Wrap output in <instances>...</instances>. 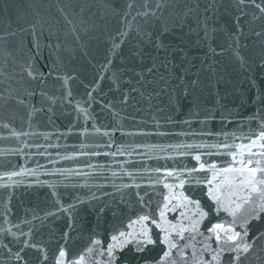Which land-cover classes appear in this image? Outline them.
Listing matches in <instances>:
<instances>
[{
    "label": "water",
    "instance_id": "water-1",
    "mask_svg": "<svg viewBox=\"0 0 264 264\" xmlns=\"http://www.w3.org/2000/svg\"><path fill=\"white\" fill-rule=\"evenodd\" d=\"M0 264H264V0H0Z\"/></svg>",
    "mask_w": 264,
    "mask_h": 264
},
{
    "label": "snow or ice",
    "instance_id": "snow-or-ice-1",
    "mask_svg": "<svg viewBox=\"0 0 264 264\" xmlns=\"http://www.w3.org/2000/svg\"><path fill=\"white\" fill-rule=\"evenodd\" d=\"M217 227H221V226L218 225ZM213 231H214V230H213ZM238 236H239V233H237L235 236L230 237L229 239L235 241V240L237 239ZM238 247H239V246H238ZM243 251H245V252L248 251V246H247V245L244 246ZM63 255H64V253L61 252V256H63Z\"/></svg>",
    "mask_w": 264,
    "mask_h": 264
}]
</instances>
